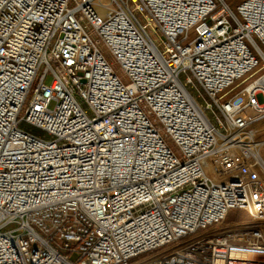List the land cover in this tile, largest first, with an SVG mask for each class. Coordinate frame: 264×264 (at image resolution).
I'll list each match as a JSON object with an SVG mask.
<instances>
[{
  "label": "built area",
  "instance_id": "built-area-1",
  "mask_svg": "<svg viewBox=\"0 0 264 264\" xmlns=\"http://www.w3.org/2000/svg\"><path fill=\"white\" fill-rule=\"evenodd\" d=\"M263 71L264 0H0V264H264Z\"/></svg>",
  "mask_w": 264,
  "mask_h": 264
},
{
  "label": "rangeland",
  "instance_id": "rangeland-1",
  "mask_svg": "<svg viewBox=\"0 0 264 264\" xmlns=\"http://www.w3.org/2000/svg\"><path fill=\"white\" fill-rule=\"evenodd\" d=\"M241 0H228L229 3H231V5L234 7L237 2H239ZM138 17L142 20V22H145V19L140 15L138 14ZM89 35L90 37L93 39V41L95 42V44L97 45V47L100 49V51L104 54V56L106 57L108 63H110V65L113 67L114 71L116 72V74L122 78V79H125V74L124 72L122 71L121 67L119 66V64L116 62V60L114 59V57L112 56V54L108 51V49L104 46V44L99 40V37L97 35V33L93 30V29H89ZM152 36L154 37V33H152ZM264 73V71H263ZM181 80L184 82L185 80V76H181ZM252 80H250L248 83L246 84H243L241 86H239L235 91H233L227 98H231L232 96H235L237 94H240L241 91L248 85L250 84V82H252ZM47 82L49 83L50 82V79L47 80ZM187 89L188 91L190 92V94L194 97V98H197L198 101L200 103H205L206 105L208 104H211L212 103V100L209 99L208 97H206L203 92L201 91V89L197 86V84H194V85H191V86H187ZM202 93V95H201ZM258 101H259V104H262L264 103V98L260 95L258 97ZM78 102L81 104V107L87 111L88 115L89 116H92V112L91 110L89 109V106L84 102L82 101L80 98H78ZM54 107V105L52 104L51 106V109ZM247 111H251V110H247ZM208 116H209V119L211 120V122L216 125V121H215V109H214V112L212 111H209L208 112ZM249 117L252 118V120H254V123L252 125V129L255 130V132L257 133V137L260 141H262L264 143V130H261V126L264 124V119H262V117H260L259 114L255 113L253 115H248ZM23 130H26L28 131L29 129L27 128V126L25 124H21L20 126ZM31 132V131H30ZM34 134L36 135H40V136H44L43 133L41 132H38V131H34L33 132ZM262 156L264 157V147L262 149ZM247 217L245 214H243L242 212L240 211H233L230 215V217L228 218V220L226 221V223L224 224L225 226H229V227H232L234 225H236L237 223L241 222V221H244L246 220ZM17 228V225L16 224H11V225H8L4 231H13ZM149 254L145 255V256H142L136 260H133L132 262H135L137 260H140L146 256H148ZM72 260L73 261H76L77 260V257L75 255L72 256Z\"/></svg>",
  "mask_w": 264,
  "mask_h": 264
},
{
  "label": "bare ground",
  "instance_id": "bare-ground-1",
  "mask_svg": "<svg viewBox=\"0 0 264 264\" xmlns=\"http://www.w3.org/2000/svg\"><path fill=\"white\" fill-rule=\"evenodd\" d=\"M105 3L107 2V0H103ZM254 112L253 111H247L244 115L245 116H248V115H253ZM249 117V116H248ZM264 158V157H263ZM254 219L255 218H259L260 217V213H254L253 216H252Z\"/></svg>",
  "mask_w": 264,
  "mask_h": 264
},
{
  "label": "crops",
  "instance_id": "crops-1",
  "mask_svg": "<svg viewBox=\"0 0 264 264\" xmlns=\"http://www.w3.org/2000/svg\"><path fill=\"white\" fill-rule=\"evenodd\" d=\"M262 119H264V117H263ZM27 128L29 129V131H32V132H34V131H39V130H37V129H35V128H32V127H30V126H27ZM260 129H261V130H264V124L261 126Z\"/></svg>",
  "mask_w": 264,
  "mask_h": 264
}]
</instances>
